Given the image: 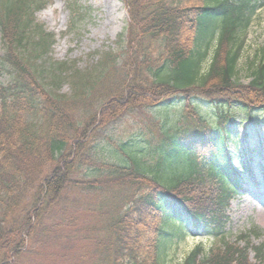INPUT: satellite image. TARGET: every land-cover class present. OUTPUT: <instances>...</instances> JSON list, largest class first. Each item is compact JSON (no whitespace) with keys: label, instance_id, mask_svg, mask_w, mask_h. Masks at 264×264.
Segmentation results:
<instances>
[{"label":"trees","instance_id":"1","mask_svg":"<svg viewBox=\"0 0 264 264\" xmlns=\"http://www.w3.org/2000/svg\"><path fill=\"white\" fill-rule=\"evenodd\" d=\"M122 1L125 43L81 71L47 58L53 35L35 19L46 0H0V69L9 77L0 84V264H155L186 223L225 237L242 188L225 150L231 112L238 106L250 119L264 109V57L240 84L233 43L263 2ZM65 80L70 96L60 93ZM125 117L145 147L128 139V164L100 161L96 144ZM85 195L99 206L81 209ZM240 239L204 256L197 247L183 264H259L263 247Z\"/></svg>","mask_w":264,"mask_h":264},{"label":"rangeland","instance_id":"2","mask_svg":"<svg viewBox=\"0 0 264 264\" xmlns=\"http://www.w3.org/2000/svg\"><path fill=\"white\" fill-rule=\"evenodd\" d=\"M104 2L114 3V14L120 18L116 19L114 24L106 25L107 16ZM264 4V3H263ZM35 19L42 24L47 32L53 35V44L47 58L52 61L66 62L68 65L76 66L79 70L85 71L99 61L103 53L119 51L118 39L122 38L121 45L124 41V28L128 22V12L123 6L121 0H46L45 7L35 14ZM243 37V46L237 62V70L240 84H247L250 81V66L264 55V5L257 8L250 17ZM119 44V45H120ZM214 41L210 45L209 52L203 63V70L209 65L211 60L212 48ZM0 44V56L2 55ZM48 61H45L47 68ZM49 72L43 76L44 82L49 78ZM8 75L1 72L0 84L8 83ZM103 92L107 91L101 88ZM73 92L67 80L61 84L60 93L70 96ZM101 101V100H100ZM103 102V101H101ZM97 107H94L96 109ZM235 111L231 112V119L234 124L231 129L229 138L226 139V152L233 167L239 172H243L244 164H247L253 172L251 180L246 178L244 181L245 192L236 196L229 207V224L226 227L228 241H234V238L246 236L253 247L262 246L263 258L259 264H264V215L260 216L258 209L264 195L259 191H264V111H255L254 118L250 121L238 106H234ZM155 112L157 109H154ZM152 110V112H154ZM203 112L210 113L209 106L202 107ZM171 110L162 111L161 117H171ZM136 123L140 122L135 120ZM130 118L125 117L120 122L112 124L106 132L110 140L101 138L95 146V157L104 162H122L128 164L130 154H135L128 139H136L138 146L144 148V140L140 139L139 129ZM139 157L141 163L150 164V160L145 157ZM200 193V192H199ZM198 193V194H199ZM196 194V193H195ZM73 195H70V199ZM108 194L100 197L102 205L106 206ZM82 202L93 204V196H78ZM262 198V199H261ZM100 200L94 201L96 206ZM73 207L78 208L75 203ZM82 206L81 209H85ZM88 219L95 216L83 214ZM93 224H94V220ZM98 225V224H97ZM184 232H186L185 227ZM175 234L180 233V229L173 230ZM188 231V230H187ZM220 245V238L213 236L205 231L189 232L181 238L171 239L166 248V254L160 259L156 255L155 264H182L187 254L195 247L200 246L203 253H207L211 248ZM143 257V251L139 252ZM154 257V255H152ZM254 251L249 252V259L252 262H258L255 258ZM148 262H146L147 264ZM150 263H152L150 261Z\"/></svg>","mask_w":264,"mask_h":264},{"label":"bare ground","instance_id":"3","mask_svg":"<svg viewBox=\"0 0 264 264\" xmlns=\"http://www.w3.org/2000/svg\"><path fill=\"white\" fill-rule=\"evenodd\" d=\"M106 7V14L109 16V19L106 20V25L114 24L116 19L120 18L118 14H114L115 8L117 7L114 3L104 2ZM262 195H264V191H259ZM262 199V198H261ZM261 208L258 209L260 216L264 215V200L262 199V203L260 204Z\"/></svg>","mask_w":264,"mask_h":264}]
</instances>
